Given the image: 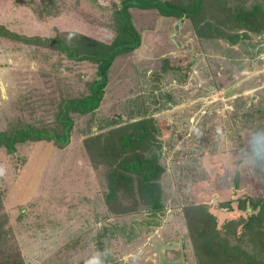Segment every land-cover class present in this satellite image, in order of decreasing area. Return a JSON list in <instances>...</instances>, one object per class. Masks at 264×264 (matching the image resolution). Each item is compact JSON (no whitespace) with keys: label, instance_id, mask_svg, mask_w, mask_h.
<instances>
[{"label":"rangeland","instance_id":"rangeland-1","mask_svg":"<svg viewBox=\"0 0 264 264\" xmlns=\"http://www.w3.org/2000/svg\"><path fill=\"white\" fill-rule=\"evenodd\" d=\"M40 1L0 0V23L43 38L77 31L110 43L118 36L121 0H57L56 15L42 14ZM171 2L183 6L182 0ZM128 14L140 44L114 56L96 108L68 110L73 124L67 143L0 147L7 242L27 264H196L181 207L203 202L220 226L246 215L236 207L238 197L264 196V148L252 151V141L264 140V90L260 109L258 88L251 90L258 83L261 35L249 32L229 44L199 37L189 18L165 16L157 8L131 6ZM12 43L16 60L0 97V131L25 123L60 127V101L89 92L96 63L7 38ZM259 49L264 52V43ZM239 89L248 90L247 96L234 101L254 97L247 109L231 101ZM144 116L159 123L165 209L113 214L83 140Z\"/></svg>","mask_w":264,"mask_h":264},{"label":"trees","instance_id":"trees-1","mask_svg":"<svg viewBox=\"0 0 264 264\" xmlns=\"http://www.w3.org/2000/svg\"><path fill=\"white\" fill-rule=\"evenodd\" d=\"M171 3V0H121L120 8L115 11L118 36L110 43L77 31H57L45 38L25 35L15 33L0 23L1 37L50 47L75 60L96 63L89 92L60 101L56 114L60 127L32 123L12 127L7 132L0 131V147L13 151L16 143L32 140H52L59 146L67 143L73 124L68 110L83 114L96 108L114 56L133 50L140 44V34L128 14L131 6L157 8L165 16L187 17L193 32L202 38H218L234 44L244 41L249 32H253L262 38L258 49L264 43V0H182L181 8ZM59 5L57 0H41V13L56 15ZM158 124L154 117L144 116L83 140L110 213L124 214L142 209L153 214L164 211L161 178L165 167L161 163L162 139ZM236 207L246 215L227 219L220 226L216 216L203 202L181 207L196 264H264V196L238 197ZM8 221L0 189V264H27L19 250L7 242Z\"/></svg>","mask_w":264,"mask_h":264},{"label":"crops","instance_id":"crops-1","mask_svg":"<svg viewBox=\"0 0 264 264\" xmlns=\"http://www.w3.org/2000/svg\"><path fill=\"white\" fill-rule=\"evenodd\" d=\"M14 44H16V43L14 42ZM14 44L12 43L11 44L12 46L8 45L7 44V38H3V40H0V97H2L4 95L5 89L8 86L7 75L9 72L12 71V69L9 66L13 65V63L16 60V53L13 52V49H16L17 47H14ZM261 60H263L262 64H260ZM258 63H259L258 64V73L254 72L255 77H257V75H258V83H256L254 85L255 87L251 90L255 91L258 88V109H260L261 107H259V105H260L259 102H261L262 96H263L261 91L264 90V73L262 72V71H264V52H262L261 49H258ZM242 80H245V78H243ZM242 80L236 81L233 86L236 88H239ZM247 92H248V90H244V89L240 90L239 89L238 93H233L232 95H230V97H232L231 101L234 103H238V104L242 103V105L247 109L248 106H251V103L253 102L254 97L248 96L245 99V101L242 100L240 102L233 100L234 98H236V96H238V97L247 96ZM238 100H241V99H238ZM238 106H240V104ZM172 118H174V117H172ZM170 120H172V119H170ZM262 139H264V137ZM260 150L262 151V148ZM252 151L255 155L259 154V151L254 150L253 148H252Z\"/></svg>","mask_w":264,"mask_h":264},{"label":"clouds","instance_id":"clouds-1","mask_svg":"<svg viewBox=\"0 0 264 264\" xmlns=\"http://www.w3.org/2000/svg\"><path fill=\"white\" fill-rule=\"evenodd\" d=\"M252 147L254 150L259 151L261 148H264V140L257 138L256 140L252 141Z\"/></svg>","mask_w":264,"mask_h":264}]
</instances>
